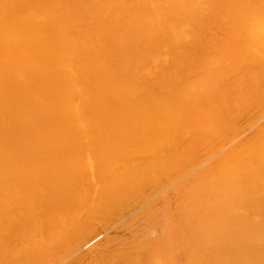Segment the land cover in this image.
Returning <instances> with one entry per match:
<instances>
[{"label": "bare ground", "instance_id": "obj_1", "mask_svg": "<svg viewBox=\"0 0 264 264\" xmlns=\"http://www.w3.org/2000/svg\"><path fill=\"white\" fill-rule=\"evenodd\" d=\"M60 263L264 264V0H0V264Z\"/></svg>", "mask_w": 264, "mask_h": 264}, {"label": "rangeland", "instance_id": "obj_2", "mask_svg": "<svg viewBox=\"0 0 264 264\" xmlns=\"http://www.w3.org/2000/svg\"><path fill=\"white\" fill-rule=\"evenodd\" d=\"M133 213H134V211L132 212V215H133ZM130 214H131V213H129L127 216L130 217ZM114 217H118V216H112V219H113V220L110 219L111 222L114 221V222H112V223H114L113 225L110 224V227H112V228L109 227V228H105V229H103V230H106V229L109 230L112 234H111L109 231H108V232H107V231H102V230L100 231L101 228H104V223L107 222V223L109 224L108 221L103 222V223H102L103 226L99 229V231H100L99 233H101V234L99 235L98 238H100V240H101L102 235L104 234L103 232H105L107 235H112V236H113V233H116V234H117V235L114 234V236H115V235H116V236H118V235H119V236H120V235L124 236V235H127V234H128V232L125 231V228H122V225H121L122 230L120 229V226L118 227V225H116L117 223L121 222V220H122V223H124V221H123L124 219L118 217V218H120V219L116 218V219L114 220ZM110 220H109V221H110ZM111 222H110V223H111ZM120 224H121V223H120ZM120 224H119V225H120ZM115 225H116L117 227H116ZM105 226H106V224H105ZM107 226H108V225H107ZM107 226H106V227H107ZM108 233H109V234H108ZM106 234L104 235V237L106 236ZM98 238H96V239L98 240ZM102 239H103V238H102ZM91 246H92V245L88 246V248L91 247ZM60 264H62V263H60ZM63 264H64V263H63Z\"/></svg>", "mask_w": 264, "mask_h": 264}]
</instances>
